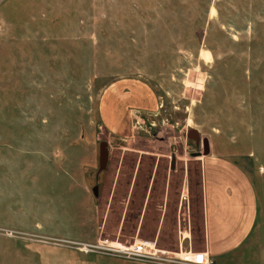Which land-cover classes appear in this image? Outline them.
I'll list each match as a JSON object with an SVG mask.
<instances>
[{
    "label": "rangeland",
    "instance_id": "rangeland-1",
    "mask_svg": "<svg viewBox=\"0 0 264 264\" xmlns=\"http://www.w3.org/2000/svg\"><path fill=\"white\" fill-rule=\"evenodd\" d=\"M117 81L156 103L123 135L98 111ZM201 140L256 202L227 264H264V0H0V264L202 253Z\"/></svg>",
    "mask_w": 264,
    "mask_h": 264
},
{
    "label": "crops",
    "instance_id": "crops-1",
    "mask_svg": "<svg viewBox=\"0 0 264 264\" xmlns=\"http://www.w3.org/2000/svg\"><path fill=\"white\" fill-rule=\"evenodd\" d=\"M126 88L130 93L128 90L123 93ZM155 107V98L149 89L135 82L124 84L117 81L101 91L98 111L104 124L123 135L120 125H123L124 111L144 114L152 112ZM200 176L202 252L216 264H227L251 230L256 213L254 194L247 178L237 167L213 154L203 155Z\"/></svg>",
    "mask_w": 264,
    "mask_h": 264
},
{
    "label": "water",
    "instance_id": "water-1",
    "mask_svg": "<svg viewBox=\"0 0 264 264\" xmlns=\"http://www.w3.org/2000/svg\"><path fill=\"white\" fill-rule=\"evenodd\" d=\"M196 132L194 130H189L187 133V137L189 139H192L195 141V143H199V138L198 136L195 135ZM202 148H203V154H207V148H206V142L205 140H201ZM106 159H107V146L106 143L100 142L98 144V155H97V166H98V171H101L105 168L106 164ZM92 194H96V188H92Z\"/></svg>",
    "mask_w": 264,
    "mask_h": 264
},
{
    "label": "built area",
    "instance_id": "built-area-1",
    "mask_svg": "<svg viewBox=\"0 0 264 264\" xmlns=\"http://www.w3.org/2000/svg\"><path fill=\"white\" fill-rule=\"evenodd\" d=\"M143 245H146L145 243ZM140 245H135V251H139ZM135 253V252H133ZM177 260L179 263H184V264H206L207 263V257L205 254L202 253H193V254H178L177 255Z\"/></svg>",
    "mask_w": 264,
    "mask_h": 264
},
{
    "label": "trees",
    "instance_id": "trees-1",
    "mask_svg": "<svg viewBox=\"0 0 264 264\" xmlns=\"http://www.w3.org/2000/svg\"><path fill=\"white\" fill-rule=\"evenodd\" d=\"M219 5H220V2H219V3H216V4H215V7H216V6L218 7ZM216 9H217V8H216ZM218 16L220 17V13H218Z\"/></svg>",
    "mask_w": 264,
    "mask_h": 264
}]
</instances>
